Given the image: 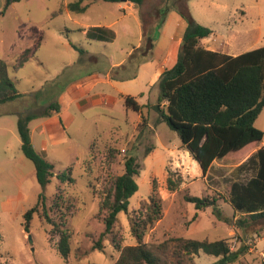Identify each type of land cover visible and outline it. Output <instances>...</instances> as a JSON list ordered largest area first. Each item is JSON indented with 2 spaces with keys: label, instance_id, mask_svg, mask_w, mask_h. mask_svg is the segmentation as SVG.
I'll use <instances>...</instances> for the list:
<instances>
[{
  "label": "rangeland",
  "instance_id": "374dc122",
  "mask_svg": "<svg viewBox=\"0 0 264 264\" xmlns=\"http://www.w3.org/2000/svg\"><path fill=\"white\" fill-rule=\"evenodd\" d=\"M74 1L22 0L8 5V0H0V60L8 63L17 90L26 98L52 82L64 90L58 99L61 113L29 123L34 148L55 165V176L45 187L38 184L33 163L22 153L18 115L10 114L27 103L0 106V264H115L119 248L138 244L132 231L135 224L144 233L143 243L167 264H177L176 258L158 247L173 238L226 240L233 250L246 245L250 250L232 264H263L264 220L241 229L219 220L213 207L198 210L185 199L186 195L217 199L223 217L234 224L241 215L228 198L234 183L245 184L256 176L255 170H237L252 153L217 161L204 177L179 135L166 123L157 125L159 114L153 107L159 88L154 79L166 55L178 54V39L187 26L180 23L173 7L176 0L150 1L144 11L156 18L146 31L140 8L124 3L123 11L118 4L87 1L84 14L59 13ZM167 6L170 9L161 19L158 11ZM188 7L199 24L213 31L215 44L226 53L240 55L264 47V0H189ZM92 26L110 28L115 38L88 40L82 30ZM147 47L151 48L145 55ZM27 49L32 50L31 58L15 71ZM130 60L140 63L135 80L106 77L105 73ZM126 96L144 106V123L140 114L126 109ZM42 101V107L34 101L29 112L44 111L48 99ZM255 126L264 132V108ZM262 143L254 146L259 149ZM149 148L154 150L148 155ZM130 156L141 164L136 178L139 189L129 200L128 213H120L112 232L104 236L100 205L112 181L124 174ZM69 172L73 181L61 182L58 175ZM170 175L175 182L178 177L182 180L176 191L169 190ZM153 191L162 217L145 230L143 220ZM42 194L49 216L71 233L67 263L56 250L59 236L41 218V207L30 233L24 230V215ZM98 242L101 248L95 249ZM219 259L200 253L187 258L186 264H215Z\"/></svg>",
  "mask_w": 264,
  "mask_h": 264
},
{
  "label": "trees",
  "instance_id": "16d2710c",
  "mask_svg": "<svg viewBox=\"0 0 264 264\" xmlns=\"http://www.w3.org/2000/svg\"><path fill=\"white\" fill-rule=\"evenodd\" d=\"M20 1L22 0H8V5ZM87 1L121 3V0H75L64 5L59 13L68 11L84 14L89 7L85 4ZM150 1L128 0L140 8L145 31L155 19V16L144 11ZM168 1L170 0L166 2ZM188 1L173 2L174 9L187 26L176 63L173 67L165 69L156 83L159 88V97L153 109L159 114L157 125L166 123L179 135L183 146L198 162L204 176L207 175L214 162L229 159L232 154L243 153L244 157L253 152L248 161L239 166L237 170H255L256 176L245 184L234 183L228 198L235 213L241 215V218L236 219L234 224L230 219L223 217L217 199L185 196V199L195 204L198 210L213 207V213L219 220L247 230L264 220V147L256 149L257 147L254 146L264 141V132L255 126L264 108V47L238 56L205 48L204 40L213 37V31L193 18ZM169 9V6L164 11L159 9V17L164 19ZM147 19L150 21L148 22ZM85 36L90 41L109 42L115 38V33L107 28L92 27L87 30ZM80 52L82 55L85 53L84 50ZM31 56L32 50H25L19 56L14 70L22 68ZM139 64L137 61L130 60L111 69L105 75L108 74L112 81L134 80L137 77ZM63 93L64 90L59 89V83L52 82L26 98L17 90L10 76L8 63L0 60V106L18 101L23 104L27 103L26 107L19 109L20 111H10V114L18 115L17 125L22 143L21 150L25 157L33 163L36 178L41 187L47 186L55 176V165L34 148L29 123L38 117L49 118L61 113L58 99ZM43 99H48V103L43 105L45 106L44 111L29 112L28 109L31 105L34 106V101L40 106ZM124 105L127 110L140 114L143 123L146 121L147 118L142 111L144 106H141L134 97L126 96ZM153 150L154 148H149L148 155ZM140 171L141 164L137 157L130 156L125 161L124 174L112 181L106 198L100 205V212L104 214V236L112 232L120 213H128L129 200L139 189L136 178L140 175ZM171 176L168 178V187L170 191H176L182 184V180L178 177L175 182ZM58 178L61 182L73 181L71 172L58 175ZM153 193L143 220L145 230L162 217L160 200L155 196L154 191ZM46 202V197L43 194L40 195L36 206L24 215V230L30 233L31 222L34 216L40 213L41 207V218L52 225V234L59 236L56 250L67 263L71 254V233L64 228V223L59 224L49 216ZM55 206L60 207L57 202ZM132 231L138 239V244L119 248L120 255L115 264H167L143 243L144 233L140 231L139 224L133 225ZM100 243L98 242L95 249L101 248ZM158 249L164 253L171 251L177 264H186L187 258L200 253L220 258L215 264H232L250 250L246 245L233 250L226 240L211 242L185 238L170 239L161 244Z\"/></svg>",
  "mask_w": 264,
  "mask_h": 264
},
{
  "label": "crops",
  "instance_id": "0c3cea01",
  "mask_svg": "<svg viewBox=\"0 0 264 264\" xmlns=\"http://www.w3.org/2000/svg\"><path fill=\"white\" fill-rule=\"evenodd\" d=\"M123 3L124 4H126L128 7H131V8H136V7H138V6H136L135 4H133V3H131V2H121L120 4H118V6H119V9L120 10H125V8H124V6H123ZM89 6V5H88ZM139 8V7H138ZM180 16V15H179ZM156 18V17H155ZM180 23L181 24H184L185 25V23L182 21V19L180 18ZM92 27H102V26H92ZM92 27H89L88 29H90V28H92ZM103 28H107V29H110V28H108V27H103ZM143 28H144V26H143ZM88 29H83L82 31H83V33L86 35V32H87V30ZM145 31V30H144ZM114 32V31H113ZM184 34V33H183ZM216 37V35L214 36V34H213V37H211V38H209V39H206V40H204V46H205V48H207V49H209V50H213V51H217V52H221V53H225V54H228V55H230L229 53H226L224 50H221V49H219L218 47H217V44H215V38ZM211 40V41H210ZM180 41L182 42V39H181V37H179V39H178V45H181V43H180ZM207 41H209V42H207ZM222 45V44H221ZM141 48V46H138V47H136L135 48V50H139ZM220 48H221V46H220ZM178 50V49H177ZM248 52V51H247ZM243 54V53H242ZM175 55H177L178 56V54H177V52H176V54ZM173 56L171 53H168L167 55H166V58H165V60H164V62H163V64H162V68L159 70V71H157V73H156V77H155V79H154V81H158V79H159V77H160V75H161V73L165 70V67L166 66H168V65H170V68L171 67H173L174 66V64L176 63V61H177V56ZM232 56H238V55H232ZM139 70H140V66L138 67V73H137V77H138V74H139ZM103 77H105V76H103ZM106 77H108L109 78V76H108V74L106 75ZM136 77V78H137ZM135 80V79H134ZM118 82H120V81H118ZM126 82V81H125ZM62 96V95H61ZM62 110V109H61ZM262 143V142H261ZM262 145H263V143H262ZM257 149V148H256ZM255 151V150H254ZM45 152V151H44ZM251 153H253V152H251ZM251 153H249V154H251ZM43 156H45L43 153H41ZM252 155V154H251ZM250 155V156H251ZM249 156V157H250ZM216 162H214L213 163V165L215 164ZM212 165V166H213ZM211 169V168H210ZM204 176V175H203ZM204 177H206V176H204Z\"/></svg>",
  "mask_w": 264,
  "mask_h": 264
},
{
  "label": "water",
  "instance_id": "95a60500",
  "mask_svg": "<svg viewBox=\"0 0 264 264\" xmlns=\"http://www.w3.org/2000/svg\"><path fill=\"white\" fill-rule=\"evenodd\" d=\"M128 0H121V2H127ZM149 48H151V47H147L146 48V52H145V55L148 53V51H149Z\"/></svg>",
  "mask_w": 264,
  "mask_h": 264
}]
</instances>
